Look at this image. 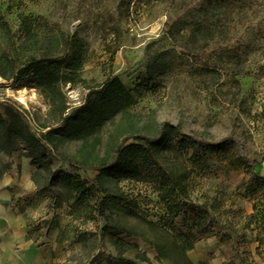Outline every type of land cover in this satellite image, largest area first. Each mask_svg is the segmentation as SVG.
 <instances>
[{"label":"rangeland","instance_id":"1","mask_svg":"<svg viewBox=\"0 0 264 264\" xmlns=\"http://www.w3.org/2000/svg\"><path fill=\"white\" fill-rule=\"evenodd\" d=\"M126 1L0 0V73L7 71L3 58L18 70L30 58L63 57L79 44L85 50L80 81L59 84L64 115L108 75L119 77L134 97L126 115L99 134V145L43 143L48 167L38 160L34 179L52 199L46 207L78 210L77 264H187L186 226L175 204L188 201L209 205L233 230L232 248L253 257L251 245H257L254 257L264 261V187H248L249 165L240 164L246 160L264 177V0L213 10L210 33L199 11L202 0ZM196 22L204 29L194 30ZM17 70L10 78L0 74L6 124L0 151L9 156L3 167L29 158L25 138H41L60 119L32 74ZM171 126L178 135L155 156L157 164L129 156L134 167L107 180L101 192L98 171L74 159L93 152L111 163L125 141ZM193 142L216 148L193 155ZM56 170L87 181V190H71L51 176ZM101 202L106 207L100 213L95 206ZM224 247L228 257L237 255Z\"/></svg>","mask_w":264,"mask_h":264},{"label":"trees","instance_id":"2","mask_svg":"<svg viewBox=\"0 0 264 264\" xmlns=\"http://www.w3.org/2000/svg\"><path fill=\"white\" fill-rule=\"evenodd\" d=\"M133 2L127 0L126 4ZM236 2V0H202L199 4V11L206 18L205 29L202 28L204 23H195L194 30H202L210 33L212 24L210 23L211 14L213 10L223 7L229 9ZM202 28V29H201ZM83 46L76 45L71 48V51L63 57H40L30 58L24 67L17 70L14 61L8 58L2 59V64L7 69L6 72H1L4 78H10L17 70L20 75L31 73L33 80L40 93L47 99L50 108H58L60 112L59 123L56 127L48 128L40 134L39 139L28 135L25 138V143L28 146L29 158L31 164L40 168L38 160L43 163L47 158L45 152L46 146L43 144H50L53 148L56 147V140H75L80 141L82 146L99 145V134L107 125L113 122L116 117H123L133 104V94L122 83L116 75H108L98 87L88 86L87 95L81 105L73 108L64 115L67 107L64 100L61 98L62 93L59 90V84H69L80 81L79 74L83 68V61L85 56ZM4 120L0 116V127L4 129ZM46 128V127H44ZM177 131L174 127H166L164 130L155 132L152 136L145 135L143 137L134 138L133 142L125 141L119 147H116L115 157L113 162H108L107 156H98L93 152L86 154H79L74 157L77 164L86 169L93 168L98 171L95 179L98 182L96 187L97 192H101L103 184L109 180L114 179L116 174L127 176L129 169L134 167V163L129 156H140L142 162L157 164L155 156L162 152L168 141L172 136H176ZM195 143L193 148V155H196L200 150H214L216 147ZM129 157V159H128ZM241 166L249 165L248 173L250 178L248 187L256 190V187H264V177L253 174L251 165L246 161H241ZM42 166L48 167L45 162ZM53 178H58L68 183L71 190L83 192L86 191L87 181L80 179L76 174L67 171L56 170L51 172ZM172 184H175L171 180ZM101 188V189H100ZM252 191V190H251ZM42 192V190H41ZM99 195V194H98ZM264 196V195H263ZM102 201V200H101ZM176 213L183 216L184 224L186 226L185 242L186 248L191 249L193 245L203 238L216 236L217 239L224 246L230 247L237 255L232 256V259L239 255V247L232 248L231 244V230L229 227L224 226L215 218L209 205L205 203L198 204L192 201L186 203H176ZM97 206V207H96ZM95 208H99L101 213L102 209L106 207V203H98ZM97 211V209L95 210ZM224 231H228L226 233ZM187 264H194L187 255L184 257Z\"/></svg>","mask_w":264,"mask_h":264},{"label":"crops","instance_id":"3","mask_svg":"<svg viewBox=\"0 0 264 264\" xmlns=\"http://www.w3.org/2000/svg\"><path fill=\"white\" fill-rule=\"evenodd\" d=\"M0 151V264H77L79 258L78 210L49 209L51 197L38 190L37 168L22 157L8 162ZM18 163V165H17ZM89 232L86 234L88 237ZM239 247L232 259L216 236L197 241L186 253L194 264H264Z\"/></svg>","mask_w":264,"mask_h":264},{"label":"bare ground","instance_id":"4","mask_svg":"<svg viewBox=\"0 0 264 264\" xmlns=\"http://www.w3.org/2000/svg\"><path fill=\"white\" fill-rule=\"evenodd\" d=\"M20 101L25 102V99L23 97L20 98Z\"/></svg>","mask_w":264,"mask_h":264}]
</instances>
